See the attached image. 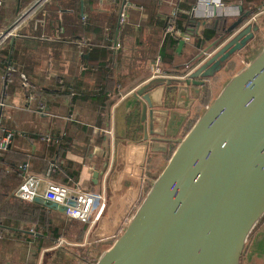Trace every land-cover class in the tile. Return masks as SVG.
<instances>
[{"label": "crops", "instance_id": "crops-1", "mask_svg": "<svg viewBox=\"0 0 264 264\" xmlns=\"http://www.w3.org/2000/svg\"><path fill=\"white\" fill-rule=\"evenodd\" d=\"M197 1L52 0L20 26L13 41L20 44L21 51L12 67L20 70L29 87L23 88L19 77L4 86L0 76V102L3 103L0 108V135L12 134L8 151L11 164L7 171L20 177L19 168L25 164L26 171L39 179L38 199L27 203L39 208V215L48 212L49 220L61 223L62 232L67 236L58 239L82 249L85 242L91 247L100 244L104 250L101 249L99 256L107 250L135 213L141 198L146 196L157 178L156 174L165 166L160 170L164 153L184 133L188 122L194 116L198 119L203 108L209 105L203 103L204 92L197 96L200 91L197 86L189 87L177 108L168 103L162 89L157 90L151 99L161 115L153 125L152 135L149 132L150 109H146L143 123L142 102L132 97L151 80L157 64L161 76L180 79L200 66L233 35L207 52L204 61H199L184 73L182 70L198 56L190 49L193 42L191 34L201 37L204 30L213 29L211 25L214 22H220L218 32L223 33L241 15L240 5L247 7L249 3L248 0H222L232 10L237 8L239 15L216 12L214 16L192 20L189 11ZM33 3L34 0H0V32ZM126 6V22L119 26V14ZM173 12L178 16L174 23L176 38L164 33ZM258 13L260 15L261 11ZM257 14L239 30L252 26ZM258 31L253 32L254 38ZM173 40L177 42L175 46H171ZM181 40L183 45L179 48ZM92 43L99 44L92 53L93 57L89 48ZM9 44L11 41L2 48ZM206 45L209 49L212 43L207 42ZM234 69L235 66H231L222 73V77L229 74L232 77L236 73ZM214 79L208 80V98L212 101L219 94L216 89L221 84H212ZM29 94L34 96V100L28 99ZM143 128L147 129L148 139L141 144L139 139L143 136ZM135 129L141 132L137 133ZM123 138L126 145L122 161L119 154ZM153 138L162 142H154ZM116 140L119 141L117 144ZM166 140L172 142L166 143ZM116 171L118 177L113 181L112 174ZM18 182L9 180V196L18 187ZM50 183L105 196V207L89 233L88 225L40 202ZM24 218H21L22 229L1 225L6 232H0V264H13L19 259L12 245H30L37 241L35 238H42L39 229L42 219L38 218L36 227ZM99 225L101 231L98 235ZM83 226L86 229L78 241ZM263 226L264 222L260 227ZM257 230L246 245V264H251L249 256L255 248ZM55 243L56 240L52 242L54 246ZM47 251L43 250V253ZM26 257H21L25 264L28 261Z\"/></svg>", "mask_w": 264, "mask_h": 264}, {"label": "water", "instance_id": "water-1", "mask_svg": "<svg viewBox=\"0 0 264 264\" xmlns=\"http://www.w3.org/2000/svg\"><path fill=\"white\" fill-rule=\"evenodd\" d=\"M240 24L241 19L235 21L227 30H234L232 38L185 78H154L132 95L142 102L143 123L150 109V134L161 115L152 104V94L162 89L168 103L177 108L190 86L201 85L202 78L213 75L253 40L258 27L239 30ZM182 45L181 40L178 47ZM142 135L141 144L148 139L146 128ZM175 143L176 149L125 229L95 264L241 263L248 237L264 216V48L228 80ZM125 145L123 138L122 161ZM117 177L116 171L113 181ZM40 202L76 218L70 209ZM100 231L99 225L96 233Z\"/></svg>", "mask_w": 264, "mask_h": 264}, {"label": "trees", "instance_id": "trees-1", "mask_svg": "<svg viewBox=\"0 0 264 264\" xmlns=\"http://www.w3.org/2000/svg\"><path fill=\"white\" fill-rule=\"evenodd\" d=\"M195 2H196V0H195ZM225 2L226 1H224V3ZM248 2L249 3L247 4V7H245L242 4L240 5L241 15L235 20V21H237V20L241 19L240 25H243L252 16L256 15L259 11H262L264 9V0H248ZM236 4H237V2H236ZM249 4H252V6H250ZM177 17L178 16L175 14V17L172 18L173 23H175V20L177 19ZM218 23H220V22H214L213 25H211V28H213V29L204 30L201 34V37L197 36L194 33L191 34V37H192L191 39L193 40V42L190 45V46H192V47H190V49L192 51L194 50L195 51L194 54H196L198 56H196L197 58L194 59V61H192L187 66V68L182 70L184 73L185 72L187 73L188 71H190L201 60L202 56L205 53H207L210 50L219 46L234 31V30H232V31L228 32L227 30L224 29L223 33H219L218 32V30H219L218 29V25H219ZM119 26H122V25H119ZM165 27H166V25H165ZM207 42L212 43V46L209 49H206V47H207L206 43ZM176 44H177V42L175 40H173L171 42V46H175ZM97 46H99V44H96V43H92L89 45V48L92 49L91 54L97 49V48H95ZM20 51H21L20 50V44L16 45V43L14 41L9 45H5L2 48V50L0 51V76H2V81H3L4 86H7V84H8V82L5 83L4 79H3V77L6 75V69H7V67L13 68L12 65H13L14 61L16 60V58H17L16 56L18 55V53ZM92 57H93V54H92ZM162 57L164 58V53H162ZM92 60H94V58ZM13 70H14V72L10 73L8 75V78H7V80H10V82H12L13 80H15L18 77L20 80V75H21V72H19L20 70H17L16 68H13ZM20 83H21V80H20ZM205 88H206L204 91V94H205L204 97L205 98L203 100V103L205 106H207L208 104H210L212 102V100L210 98H208L209 93H210V86H205ZM196 121H197V116H194L193 119H191L188 122L187 127L185 128V131L183 133L184 135L187 134V132L191 129V127L194 125V123ZM60 149H62V146ZM175 149H176V145H172L166 151V153H164V165H166L167 161L169 160V158L171 157V155ZM8 151H9V149H8ZM8 151L5 153H2L0 155V225H3L5 227L22 229L21 218L25 217L24 221L34 223L37 227L38 218L40 217V219H42L40 221V224H39V229L41 230V234L43 236L41 239L35 238V240H37L35 243H33L36 247L35 254L32 256V258H30L29 261L26 262V264H36L37 259H38V253L40 252V250L44 246L51 244L53 241L57 240L60 237L61 238L66 237L67 234L65 232H62L61 223H55L52 220H49L48 212H45V213H42L39 215V208H37L33 204H29L27 202L19 200L18 198H16L13 195L14 192H12V196H9V193L11 192L10 186L8 185L9 180L16 179L19 181L18 183L20 184L21 178L18 177L16 173L11 172V171H9V172L7 171V169L10 167V164H11V162L9 160ZM159 173L156 174L155 177H157L159 175ZM143 198L144 197L141 198L139 203L142 202ZM6 199H8V201L5 204H3ZM138 206H139V204H138ZM7 214H9V215H7ZM12 214H14V217L12 216ZM263 222H264V216L260 219V221L257 223L255 228L250 233L248 240H247V243L250 240L254 231L257 230ZM5 227H3V229H0V232L1 231L6 232ZM85 229H86V227L83 226L81 233H80L79 237L77 238L78 241L81 240ZM8 233H9V231H8ZM13 234L17 235V236H22L19 233H13ZM23 237L27 238V236H23ZM111 245H112V243L109 244L108 247H110ZM92 248L94 250L93 253H96L99 256L103 246H101L100 244H94V245H92ZM102 250H104V249H102ZM74 251L75 252H73V253H76L75 256H78L79 254L82 255V253H84L86 255L85 251L82 248H76V249H74ZM98 256H96V257L94 256L95 258H92V259H94L93 262H96Z\"/></svg>", "mask_w": 264, "mask_h": 264}, {"label": "built area", "instance_id": "built-area-1", "mask_svg": "<svg viewBox=\"0 0 264 264\" xmlns=\"http://www.w3.org/2000/svg\"><path fill=\"white\" fill-rule=\"evenodd\" d=\"M52 0H34V3L27 10L18 14L17 18L4 30L0 32V49L2 46L10 42L12 38L17 35L20 26L29 19V17L36 11L45 7ZM128 1V0H127ZM126 7L122 9L118 18V25H124L127 19ZM218 12L220 15H226L230 12H234L239 15V10L237 8L233 9L226 6L222 0H198L195 5H193L189 11V18L194 20L198 18H206L210 15L214 16ZM175 12L171 14L169 18L164 33L165 35L177 37L176 30L174 29L173 17H175ZM6 75L3 77L4 82H10L7 80L8 75L14 72L13 68L7 67ZM161 71L158 64L153 68V73L151 79L154 78H172L168 76H161ZM21 86L23 88L29 87L25 76L20 75ZM28 99L34 100L32 94L28 95ZM3 107V103L0 102V108ZM12 134L7 133L0 135V155L8 151L11 144ZM27 165H23L19 168L21 182L18 187L14 190V196L24 202H34L38 198V187L39 179L31 175L27 171ZM43 200L47 204H56L64 208L70 209L75 212L76 219L84 225H88V233L92 228L95 221L100 217L104 207H105V196L103 194H95L92 192L71 190L69 187L61 184L50 183L46 187L43 193ZM71 246L63 239L56 240L55 246L61 247L62 245ZM84 245H87L86 242Z\"/></svg>", "mask_w": 264, "mask_h": 264}, {"label": "rangeland", "instance_id": "rangeland-1", "mask_svg": "<svg viewBox=\"0 0 264 264\" xmlns=\"http://www.w3.org/2000/svg\"><path fill=\"white\" fill-rule=\"evenodd\" d=\"M252 25L257 26V27L259 26L258 34L248 44V46L245 49L239 51L237 55L234 57V63H235L234 73L235 71L237 72L242 67L247 65L264 48V9L261 11L260 15L257 16L255 21L252 22ZM205 58L206 56H202L201 60L204 61ZM230 78H231V74L227 75V77H222V73L218 74L216 78L214 79V81L213 80L211 81L212 84L215 82L221 83L220 86L217 87L216 92L218 90L220 92L223 86L228 82ZM204 110L205 108H203V112ZM184 136H185L184 134L180 135V137L177 140H181ZM174 145H176L177 147V143H175ZM162 166H164L163 161L159 167L160 170ZM124 229H125V226L124 228L121 229V231L119 232V235L122 233ZM257 232H259V234H257L256 236L255 248L253 250V253H251L249 256L250 257L249 261L251 264H264V226L259 227ZM246 245H245V250H246ZM53 247L54 245L52 243L44 246L38 253V259H37L36 264H95L96 263V262H93L94 259L92 258H95L97 255L96 253H93L94 250L90 245H86L84 246L85 248H83L86 255L82 253V255L79 254L78 256H75L76 253H73L75 252L74 249H76L77 247L68 246L64 244L61 247H57L56 249H53L51 251L50 249H52ZM12 248H13L14 254L19 255V259L15 260L13 264H25L24 261H21V257L27 256L26 259L29 261L36 251V247L34 244H30V245L16 244V245H12ZM43 250H48V251L43 253ZM245 250H244V253H245ZM242 256H243V259L241 260L240 264H246V259L244 257L245 255L243 254Z\"/></svg>", "mask_w": 264, "mask_h": 264}, {"label": "flooded vegetation", "instance_id": "flooded-vegetation-1", "mask_svg": "<svg viewBox=\"0 0 264 264\" xmlns=\"http://www.w3.org/2000/svg\"><path fill=\"white\" fill-rule=\"evenodd\" d=\"M248 45H246L243 49H245L246 47H247ZM242 49V50H243ZM237 55V53H235V54H233L228 60H226L224 63H221V67H220V69L218 70V71H215L214 72V74L213 75H211V76H207V77H204V78H202V80H201V85H199V86H197L198 88H200V91H199V93L197 92V96H198V94H200L201 92H204L205 91V86H210L209 84L210 83H208V80H210V79H214V77H215V75L217 74H220V73H223L224 74V72H226V71H228L229 70V68L231 67V66H234L235 65V63H234V57ZM205 62V61H204ZM204 62H202V64L204 63ZM196 96V95H195Z\"/></svg>", "mask_w": 264, "mask_h": 264}]
</instances>
